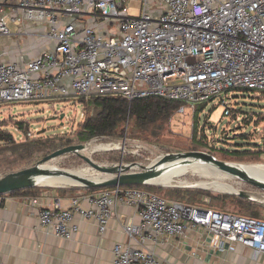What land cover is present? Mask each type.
Segmentation results:
<instances>
[{
    "label": "built area",
    "instance_id": "obj_1",
    "mask_svg": "<svg viewBox=\"0 0 264 264\" xmlns=\"http://www.w3.org/2000/svg\"><path fill=\"white\" fill-rule=\"evenodd\" d=\"M7 20L32 25L49 42L22 62L0 61V104L119 96L177 102L176 112L233 90L264 94V0H5ZM135 10V14L131 12ZM80 117L87 116L86 108ZM81 120V121H82ZM36 196L30 203L37 205ZM131 206L139 222L123 227L137 246L114 244V264L159 262L147 242L180 238L203 228L221 246L232 241L257 259L264 253V219L166 199L137 187L101 188L69 205L41 207L47 234L70 240L74 217L104 233L113 210Z\"/></svg>",
    "mask_w": 264,
    "mask_h": 264
},
{
    "label": "rangeland",
    "instance_id": "obj_2",
    "mask_svg": "<svg viewBox=\"0 0 264 264\" xmlns=\"http://www.w3.org/2000/svg\"><path fill=\"white\" fill-rule=\"evenodd\" d=\"M131 13L135 14V10ZM222 98L230 114H224L225 106L220 103V98H215L194 109L186 107L184 113L176 112L161 129H138L130 121L110 136L86 142H79L76 134L83 106L89 116L94 110L93 99H84L82 103L81 99L2 103L0 131L10 134L14 145L0 141V179L10 174L38 171L82 181L99 180L137 173L162 155L187 152H204L220 162L253 166L264 175V94L233 90ZM62 113L64 115L60 119ZM62 137L64 142L69 139L70 143L53 151L59 155L47 161H44L46 151L26 157L16 147L30 140L47 141ZM120 165L121 169H117ZM202 182L206 185L200 184ZM55 185L39 180L26 181L16 190L30 188L38 196V191L45 186ZM150 186L152 192L177 202L193 206L208 204L225 211L251 215L244 207L248 206L257 212V217L264 218L263 196H238L244 202L241 205L232 194L225 193L232 190L264 193V188L217 168L209 172L208 178L201 170L181 166ZM60 189L86 191L70 187ZM202 190L211 199L196 194Z\"/></svg>",
    "mask_w": 264,
    "mask_h": 264
},
{
    "label": "crops",
    "instance_id": "obj_3",
    "mask_svg": "<svg viewBox=\"0 0 264 264\" xmlns=\"http://www.w3.org/2000/svg\"><path fill=\"white\" fill-rule=\"evenodd\" d=\"M0 12L9 15L5 0H0ZM9 34L0 38V61L22 62L42 50L48 41L33 35L32 25L19 26L7 20ZM57 186V187H55ZM45 186L37 196H0V264H114V244L137 246L123 231L128 224H137V212L131 206H117L107 223L104 233L89 219L74 217L78 231L70 240L47 234L40 226L37 211L58 203L69 205L70 198L81 197L98 189L86 191H62L61 185ZM83 189V188H81ZM37 196V205L30 198ZM217 238L203 228L188 229L180 238H166L145 245L153 250L159 262L171 264H264V253L257 259L251 251L240 248L232 241L217 245Z\"/></svg>",
    "mask_w": 264,
    "mask_h": 264
},
{
    "label": "trees",
    "instance_id": "obj_4",
    "mask_svg": "<svg viewBox=\"0 0 264 264\" xmlns=\"http://www.w3.org/2000/svg\"><path fill=\"white\" fill-rule=\"evenodd\" d=\"M238 91H241L243 93L252 92L250 90ZM91 99H93L94 110L89 114V116L87 115L84 120L79 122L78 132L76 134V138L79 142H86L97 137L110 136L114 134L118 129H121V126H123L124 124H128L130 121H132L133 126L138 129H161L163 128L164 124L169 121V119H172L179 107V104L177 102H172L156 97L141 98L132 101H128L119 96L91 97L90 100ZM82 102H84V99H81V103ZM12 139L14 140V138H12L10 134L0 131V141H6L13 144L14 141ZM56 141L58 143H56ZM63 142V137L57 140L53 138L52 140L47 141L36 139L17 144L16 147L21 151V154L26 157H31L41 151H46L45 154L47 156L53 153V151L57 150L58 148L69 144L70 140L66 139L64 144ZM56 158L57 156L53 159ZM132 187H137L152 192L149 189L152 188L150 185ZM204 192L205 191L202 190L196 192V194H201V198L202 196L206 195L208 196L206 198L211 199L209 198L211 196H209L208 194H204ZM32 194H34V192L30 188L14 190L10 193V195ZM232 197L233 199H237V203L241 205L242 203H244L241 197H238L237 195H233ZM181 203L187 204L185 202ZM205 207L222 210L218 206H212L208 204L205 205ZM244 207H246V212L251 214L246 216L257 217V212L251 210L248 206Z\"/></svg>",
    "mask_w": 264,
    "mask_h": 264
},
{
    "label": "water",
    "instance_id": "obj_5",
    "mask_svg": "<svg viewBox=\"0 0 264 264\" xmlns=\"http://www.w3.org/2000/svg\"><path fill=\"white\" fill-rule=\"evenodd\" d=\"M63 113L60 115V119L63 118ZM198 154V152H187V153H171V154H165L158 158H156L154 161L149 163L143 171L132 173V174H118L115 177L111 178H105V179H99V180H89V181H82V180H76L73 178H67V177H61L57 175H51L46 174L38 171H30L26 173L21 174H10L4 176L2 179H0V196L4 194H10L12 191L16 190L21 186L22 183L28 181L32 182L35 180L39 181H47L52 182L54 184H58L64 187H70V188H83V189H101V188H110V187H132V186H142V185H150L160 178H162L165 174L168 172L177 169L178 167L184 166L185 162L190 158V155ZM59 153L53 152L47 156H45L44 161L50 160L58 156ZM206 157L213 160L211 158V155L205 153ZM176 156L180 158V161L174 164L173 166L162 169V170H155L154 164L156 161H158L161 158L165 157H172ZM215 163H219L216 160H213ZM117 169H121V165L118 166ZM223 172L228 174H234L230 169L228 168H222ZM243 177V176H241ZM209 178V176H208ZM239 178V177H238ZM244 178V177H243ZM246 179V180H244ZM241 180H244L248 183H251L255 186L264 188V185L261 183H258L257 181H253L247 178H244ZM225 193L237 195V196H264V193H253L245 190H232L227 191Z\"/></svg>",
    "mask_w": 264,
    "mask_h": 264
},
{
    "label": "bare ground",
    "instance_id": "obj_6",
    "mask_svg": "<svg viewBox=\"0 0 264 264\" xmlns=\"http://www.w3.org/2000/svg\"><path fill=\"white\" fill-rule=\"evenodd\" d=\"M76 150L78 149L76 148ZM204 154H205L204 152H198V154L190 155V158L185 162L184 166H188L189 168H192V169L201 170L205 172L208 176H209V172L212 171V169L214 168H217L221 171H223L222 168H228L234 173L233 174L234 176L239 177L240 179L247 178L253 181H257L258 183H261L264 185V177H263L264 175L257 168L253 166H249V165H243V164L228 163V162H223V161L220 162L215 157L211 156L213 160H216L219 162V163H215L213 162V160L209 159ZM179 161H180V158L176 156L161 158L155 162L153 168L155 170L166 169V168L173 166ZM241 176H243L244 178ZM44 182H47V181H44ZM48 183H52V182H48ZM200 184L206 185V182H202ZM215 185L217 187H220V185H217V184Z\"/></svg>",
    "mask_w": 264,
    "mask_h": 264
}]
</instances>
